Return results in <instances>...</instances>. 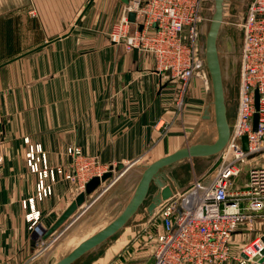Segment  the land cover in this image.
Instances as JSON below:
<instances>
[{
    "label": "crops",
    "instance_id": "1",
    "mask_svg": "<svg viewBox=\"0 0 264 264\" xmlns=\"http://www.w3.org/2000/svg\"><path fill=\"white\" fill-rule=\"evenodd\" d=\"M123 6L122 0H0V264H56L61 257L41 250L24 202L35 198L39 223L48 229L79 194L60 175L54 183L48 180L52 194L36 199L38 174L26 158L30 144H42L52 168L68 167L66 150L78 146L103 163L130 170L186 145L205 143L198 138L209 125L199 78L190 81L179 109L180 82L159 73L151 53L136 54L109 39ZM199 158L165 170L174 194L199 176L193 170L181 184L183 170L174 165L191 161L194 168L198 163V172L208 178L211 166L204 170ZM135 215L72 264H147L154 243L143 229L151 215L148 209L145 218L134 220ZM109 223L75 225L59 251L71 252ZM80 233L84 238L74 242Z\"/></svg>",
    "mask_w": 264,
    "mask_h": 264
},
{
    "label": "built area",
    "instance_id": "2",
    "mask_svg": "<svg viewBox=\"0 0 264 264\" xmlns=\"http://www.w3.org/2000/svg\"><path fill=\"white\" fill-rule=\"evenodd\" d=\"M205 2L130 0L124 3L121 18L109 34L114 43L151 53L156 70L168 72L172 80L180 82L179 109L193 78L202 80L208 89L211 85L201 48ZM130 12L136 13L135 22L129 20ZM237 25L243 38L240 85L230 138L219 153L222 163L208 180L206 176H194L183 191L156 207L143 229L146 239L154 243L151 264H250L264 248V0H253ZM244 136L248 137L247 150ZM67 153L72 157L70 168H52L42 144L29 145L27 164L38 174L36 199L51 195L48 180L54 183L60 175L82 192L93 177L117 171L116 164L103 163L78 146H69ZM259 153L262 163H252L251 158ZM242 171L247 172V179L242 186H235L234 180ZM34 203V197L24 202L30 209L26 217L29 228L45 244V228L39 223L41 214ZM238 233L256 237L236 251Z\"/></svg>",
    "mask_w": 264,
    "mask_h": 264
},
{
    "label": "rangeland",
    "instance_id": "3",
    "mask_svg": "<svg viewBox=\"0 0 264 264\" xmlns=\"http://www.w3.org/2000/svg\"><path fill=\"white\" fill-rule=\"evenodd\" d=\"M252 1L253 0H226L224 21L218 39L219 55H220L222 70L224 73L223 76H224V84H225V92H226V103L228 107V118L231 125L235 121V112L238 103V93H239V85H240L239 68H240L242 42H243L242 31L240 27L237 25V23L240 20V18L245 14V12L248 10ZM214 12H215V1L206 0L205 9H204L205 19L200 27L202 31L201 48L203 52H205L207 32L210 27V23ZM198 87L200 89V95L202 96L204 100V104L206 105L205 106L206 109L208 107L209 111L211 112V117L207 119L209 120L207 133H204L205 135L203 134L201 135V137L198 138H200V141L213 142L216 140L218 133H217L216 125H214V127L210 126L211 124L213 125V123L216 122L214 103H213L214 95H213L212 83L208 89L205 87L204 82L200 80ZM221 159L222 158L221 156H219V154L209 156L206 158L205 157L199 158V160H202L201 165L206 166L204 170H206L208 166H211L210 169L208 170L209 172L207 171V175H208L207 179H209L210 178L209 176H212L218 170V168L222 163ZM71 161H72V157H71ZM71 161L68 167L65 168H70ZM190 162H189L190 165H186V163H180L179 165H174L175 167L177 166L176 168L177 170L178 169L183 170V174L181 173L182 176H178V181L181 184H185L195 170L197 171V174L199 176H202L198 172V163L194 164L195 166L194 168H192ZM251 162L262 163L261 153L251 158ZM166 169H168V167ZM142 171H143L142 168L132 167L130 170H128V172L124 173L125 175L122 176L121 175L122 170L120 171L117 169V171L115 172V177L113 179L108 180L107 182H105L104 185L103 184L100 185L96 189V192L94 191L95 192L94 193L95 195H93L94 197L93 196L91 198L88 197L86 204L91 206V204H93V202H95L105 192L104 195L100 198V200H98L97 203H95V205L97 204L95 210H93V212L85 216L84 214L87 211L83 215L81 214L83 213L85 207L79 208V210L74 215H72V217L69 218V220L58 231L54 233V235L52 234L49 238H47V240H49L50 238L53 239L49 240L46 244H42L41 250L55 251L54 254L57 256V258L62 257L64 254H66V252L61 253L59 251V245L61 244L62 239L68 235V233L75 227V225L77 224L80 225L81 223L84 222L85 223L88 222L89 224H106L108 222H111L123 210L125 205L128 203L130 196L133 195V192L138 184ZM246 179H247V172L242 171V173L234 180V185L242 186V184L246 181ZM154 190H155V185L152 184L149 191V195L145 200V202L140 207L138 213L135 215L134 220L143 217L145 218L147 205L152 200V197L154 195ZM71 191L72 193H74V195L77 192L80 193L77 184H75V187H73ZM178 211L181 212L179 208ZM262 223L264 224V219H262ZM103 227L104 226H101L100 228ZM46 229L47 228H45V232ZM261 229L262 231H264V225L262 226ZM255 237H256L255 234L243 235L238 233V236L236 238L235 250L236 251L240 250L241 246L250 243L255 239ZM83 238H84V233H80L78 236H75L74 242L76 241L80 242Z\"/></svg>",
    "mask_w": 264,
    "mask_h": 264
},
{
    "label": "water",
    "instance_id": "4",
    "mask_svg": "<svg viewBox=\"0 0 264 264\" xmlns=\"http://www.w3.org/2000/svg\"><path fill=\"white\" fill-rule=\"evenodd\" d=\"M130 0H122L124 3H128ZM215 12L212 16L210 27L206 37L205 57L207 67L211 77L213 95H214V111L215 121L217 126V138L213 142L194 143L181 147L171 154L163 156L150 164L142 165V172L138 184L133 192L128 203L124 209L103 229L96 232L83 242H81L71 252L62 256L56 264H72L82 255L95 248L102 242L106 241L119 230H121L129 220L138 212L142 204L145 202L149 195L152 184L157 187V191L152 197L151 202L148 204V212L152 215L156 207L166 199L173 196L174 192L170 184L167 183L164 172L166 168L176 162L184 159H192L196 157H208L219 154L226 147L231 133V124L228 118V107L226 103V92L224 84L223 70L218 49V39L220 30L224 21L225 14V2L226 0H214ZM136 13H129V20L135 22ZM142 29V26H140ZM135 53H138V49L135 48ZM259 96L256 95V103L258 107ZM205 118L211 117V112L208 107L205 110ZM258 126V114L254 116V129ZM244 149H248V137L244 136ZM124 164H120L117 169L122 170V173L127 169ZM115 177L113 171L106 172L102 177H93L86 185L85 191L80 192L76 198L69 204V206L63 211L54 224L48 228L45 232L44 239L49 238L52 234L58 231L68 220L74 215L80 207L86 203L87 195H90L102 184ZM96 205L93 203L89 206L88 210L85 209L82 215L85 216L95 210ZM80 214V215H81ZM264 240V237H263ZM244 257H246L244 255ZM152 259L147 263L151 264ZM250 264H264V248L256 254L253 258V262Z\"/></svg>",
    "mask_w": 264,
    "mask_h": 264
},
{
    "label": "bare ground",
    "instance_id": "5",
    "mask_svg": "<svg viewBox=\"0 0 264 264\" xmlns=\"http://www.w3.org/2000/svg\"><path fill=\"white\" fill-rule=\"evenodd\" d=\"M128 172V169H126L125 173Z\"/></svg>",
    "mask_w": 264,
    "mask_h": 264
},
{
    "label": "flooded vegetation",
    "instance_id": "6",
    "mask_svg": "<svg viewBox=\"0 0 264 264\" xmlns=\"http://www.w3.org/2000/svg\"><path fill=\"white\" fill-rule=\"evenodd\" d=\"M223 75H224V73H223Z\"/></svg>",
    "mask_w": 264,
    "mask_h": 264
}]
</instances>
